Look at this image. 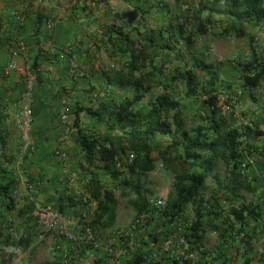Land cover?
<instances>
[{
    "label": "trees",
    "instance_id": "obj_1",
    "mask_svg": "<svg viewBox=\"0 0 264 264\" xmlns=\"http://www.w3.org/2000/svg\"><path fill=\"white\" fill-rule=\"evenodd\" d=\"M148 1L154 6L152 9L164 7L162 0ZM175 5L178 8L177 14H171V10L167 9L158 17L149 15V18H162V24L158 26L148 27L141 24L140 17L135 19L136 25L132 23L130 28V25L121 21L106 26L105 50L112 58L113 66L104 73V78L111 87L129 88L132 95L123 96L116 103L111 101L109 104L99 103L98 106L77 105L74 111L73 125L76 130L71 132L69 137L78 153L82 154L83 162L80 164L82 174H89L84 185L85 191L89 200L96 202L95 208L87 210V216H76V225L80 229L77 238L83 236L86 227L95 234L98 231L112 232L116 224L118 199L113 189L107 188L98 179V176L103 174L113 183V187L120 191V195L132 196L128 202L133 207L134 216L142 212L149 213L146 224L162 219L160 234L163 237L172 233L168 228L170 222L181 220L183 228L182 231H178V235L184 236L189 249L198 250V257L190 260L166 252L168 264H215L214 262L220 260L223 255L213 254L214 249L205 247L206 235L210 231L220 239L229 238L233 244L235 242L241 244L248 237L245 244H249L252 235L247 228L248 222L254 220L256 225L252 227L251 232L257 227L264 243V224L258 220L263 214L261 207L258 202L247 199L240 192L241 188L248 191L256 190L248 179L247 169L250 164H247L245 171L240 164L247 154L250 156L251 147L247 144V137L264 138V129L257 125L249 126L248 123L229 122L235 111L229 107L228 113H224L219 104L218 97L223 92L217 85L219 67L206 61L202 53L196 51L195 37L246 38L251 56L240 64L241 80L243 87H246L247 95L253 98V89L264 81V55L256 54L252 44L254 35L248 28L256 29L264 36V0H194L193 5H188L184 0H175ZM164 16H167V19L163 21ZM36 21L35 34L43 24L50 25L51 22L49 16L40 13L36 15ZM18 41L23 42L27 48L24 40L9 41L3 39L0 33V48L2 45L9 48ZM8 61L7 54L4 68L0 69V83L1 79L8 75L5 70ZM172 61H175V66L170 69ZM25 64L35 75L31 89L32 101L34 86L41 81V77L36 69V58L33 63ZM18 75L22 85L15 101L16 105L0 102V264H10L12 261V254L4 253L7 247L26 250L36 237L43 234L27 227L28 222L33 219L30 214L35 209V198L27 201L25 211L23 208H17L19 204L14 193L21 177L20 171L31 194L35 192V187L45 180L42 174L34 175L27 171L26 162L28 160L29 163L30 153L35 152L37 148L32 135L33 148H27L22 152V140L19 138L18 143H15L6 126L8 113L5 109L8 106V108L13 106L15 110L19 108L16 117L21 109V95L25 83L24 76ZM178 83L183 86L184 98L192 100L204 97L202 102L206 106V112L200 113L198 121L190 127L184 122L180 101L171 93ZM229 86L228 83L226 88ZM154 87H159L162 91L148 99L145 109L137 108V103L151 93ZM228 94L226 93L224 99L227 104L233 99L232 95ZM230 106L233 107L234 103ZM81 112L108 127L111 132L100 133L98 137L87 134L79 125ZM60 135L61 133L57 137V146L49 158L57 157L65 162L70 153L67 155L66 145H58ZM60 152H65L66 155L61 156ZM131 152L134 158L128 163L126 156ZM115 159L123 161L126 169L115 168ZM262 162L264 165V156ZM157 163L171 174L173 183L167 194L165 206L158 214H154V210L147 204L146 197L151 190L139 177L134 179L128 175L129 173L146 175L158 167ZM220 167L224 170L223 175ZM65 168H61L62 172ZM64 181L66 183V178ZM72 196L68 192L59 195L53 204L55 210L60 212L64 209L63 201L73 202ZM187 209L191 216H184ZM2 210L5 212L16 210L17 213L13 218H9V215H2ZM24 214L25 217L22 216ZM18 217L23 232L16 237L13 236L12 229L16 226ZM241 231L244 232V237L235 239V235ZM58 236L60 241L73 246L78 255L72 256L67 251L65 263L60 264H76L82 253L88 250L99 251L81 240H69L63 234ZM152 238L153 241H157L158 235L154 233ZM120 241V251L125 252L126 239L122 237ZM59 245H56L57 250ZM124 252L117 257L116 263L143 264L148 253L147 250L141 249L129 251L128 254ZM227 260L231 263L232 257H223L221 264H226ZM249 261L248 258L244 260ZM158 262L161 264V261Z\"/></svg>",
    "mask_w": 264,
    "mask_h": 264
},
{
    "label": "crops",
    "instance_id": "obj_2",
    "mask_svg": "<svg viewBox=\"0 0 264 264\" xmlns=\"http://www.w3.org/2000/svg\"><path fill=\"white\" fill-rule=\"evenodd\" d=\"M18 8L16 13L22 17L21 21L9 12L5 13L9 26L7 34L12 41L24 40L26 42L27 53L19 57L21 62L33 63L36 58V69L39 71L41 81L35 84L31 101L33 115L31 135L37 145L35 155L39 154L42 165L46 167L47 158L50 157L52 150L57 146V137L64 129V125L59 118L60 113L63 111L70 113L76 109L77 105L98 106L99 103L109 104L108 94L111 92L109 91L111 86L107 84L104 73L111 69L113 60L105 50L106 39L104 34L107 32V24L121 21L130 25V28L132 23V25H136V20L140 17L139 21L141 24L149 27V15L158 16L159 14L149 12L148 0H66V3L61 7L49 9L48 11L31 10L30 7L25 8L22 6ZM8 9L11 12L15 8L8 7ZM38 13L49 16V19H53L55 23L51 26L43 24L39 32L35 34L34 29L37 26L36 15ZM133 15L135 16L134 18ZM166 17H163V21L167 19ZM71 64L74 66V71L72 72H70ZM21 85L20 77L14 71L3 77L0 83V102L15 106ZM117 100L118 98L116 97L113 99L115 103L118 102ZM13 106L10 109H13ZM8 107L5 109L6 112L10 115L14 114L16 117L17 113L14 110L12 113ZM69 116L71 117V114ZM82 116L87 115H83L82 112L79 114L81 119L79 125L81 128H85L86 125L84 124L85 122H82L84 121ZM15 117H13L14 120ZM92 120L94 121V125L90 121L92 126L99 123L93 118ZM17 136H19V133ZM69 147H71L69 153L76 154L73 150L74 144H70ZM73 156L69 155L68 163L73 162L76 158L83 162L82 154L78 153V151L77 156ZM255 161L257 159L252 158L247 173L250 184L256 190L250 191L252 197L247 199L259 203L263 214L258 220L264 224V205H262L264 204V184L261 185L260 182L264 180V165L259 166L263 162L261 161L259 164L258 161V163ZM51 173L53 174V172ZM54 173L57 174L55 171ZM59 175L58 177L60 178ZM44 178L45 180L35 187L34 191L39 199L47 200L53 205L59 195L63 192H68V190L65 191L67 185L65 189L64 186L63 188L62 186H56L53 184L49 174H46ZM88 178V173L84 175V178L82 176V188L73 185L69 189L70 192L76 195L78 202L63 201L62 206H64V209L60 213L64 218L71 216L76 218L81 210L87 209L90 211L95 207L85 191L84 185ZM98 179L107 188L113 185L105 176H98ZM62 180L64 183V179ZM256 180L258 181L256 182ZM54 206L57 207V205ZM255 223L256 221L251 220L253 227L256 225ZM78 227L73 225L68 230L72 229L73 232H76ZM247 228L250 229L249 227ZM253 229L254 231H250L252 236L249 239V244H245L248 237L241 244L236 242L233 244L229 238H226V240L220 239L214 232L210 231L206 235V239H208L210 234H214V238L209 237L213 242L208 244L205 240V247L214 249L213 254H222L226 258L232 257L231 263L227 260L226 264H263L264 243L258 233V228ZM107 232L105 231V233ZM256 241L259 245L252 246L256 244ZM67 251L73 255L77 252L73 246H69ZM108 252L110 253L101 250H88L82 253L79 259L87 256V264H98L97 262L110 263L109 261L113 258L110 256L113 254L112 249H108ZM222 258L214 263L221 264ZM246 258L250 259V261L244 262Z\"/></svg>",
    "mask_w": 264,
    "mask_h": 264
},
{
    "label": "rangeland",
    "instance_id": "obj_3",
    "mask_svg": "<svg viewBox=\"0 0 264 264\" xmlns=\"http://www.w3.org/2000/svg\"><path fill=\"white\" fill-rule=\"evenodd\" d=\"M164 3V7L162 9H155L153 5L149 4V10L152 13H158L159 15L165 10L170 9L171 14H177L178 8L175 5V0H162ZM188 3V5H193L194 0H184ZM64 3H66V0H49V1H42V0H0V24H1V35L3 39L11 40V37L8 36V20L7 17H5V13L9 12L12 16L14 17H19V21L22 20V17L20 14L16 13L18 12V7H30L31 10L38 9L41 11L49 10V9H57L58 7H61ZM8 7H14L15 9H12V11H8ZM184 7V6H182ZM187 10V8H183ZM4 16V17H3ZM156 17V16H155ZM158 17V16H157ZM162 18H149V25H160L162 24ZM173 19V18H172ZM51 25L55 23V21L52 19L51 20ZM164 24V23H163ZM49 25V26H51ZM248 31L251 32L254 35V40L252 42L253 47L256 51L257 55H264V36L262 33L257 31L256 29L248 28ZM194 47L197 52L202 53L204 59L208 62H211L215 64L216 66L219 67V72L220 76L217 81V85L223 91L219 97V104H221V107L223 109L224 113H228L229 107L234 109L233 117L230 119V123L233 124L235 121H238V123H250L252 126L257 125V127H262L264 129V81L260 82L258 86H256L253 91V98L247 95L246 92V87H243L242 80H241V71H240V64L247 61L250 59L251 56V50L249 49L248 43L246 38H236L234 36H229L226 38H220V39H212L207 36H196L195 37V43ZM7 52H8V47L5 45H2L0 48V69L1 67L4 68L6 58H7ZM16 62L18 64L25 65V62H21L20 58H16ZM175 66V61H172L171 64L169 65V68L172 69V67ZM13 72L12 70L7 72L10 73ZM3 73L5 71L3 70ZM6 75V74H5ZM229 83V88H226V85ZM227 90V91H226ZM110 95L108 96V101L111 102L113 99L116 97L118 98L117 101H119L123 96H131V90L129 88L125 89H120V88H115L111 87L110 88ZM162 90L159 87H154L152 89V92L146 95L140 102L137 103L136 107L143 110L145 109L148 99L155 95L156 93L161 92ZM174 97H177V99L180 101V108L182 111L183 119L185 124L190 127L194 125L198 119L200 113H205L206 112V106L202 102V98L204 97H199L196 99L188 100L183 97V86L181 84H177L175 88H173L172 92ZM226 93H229L232 95L233 99L230 100L229 104L224 102L225 95ZM228 94V95H229ZM234 100V101H233ZM231 103H234V106H230ZM19 106H16L18 108ZM10 109V108H9ZM19 109V108H18ZM17 109V110H18ZM13 113V110L15 109H10ZM15 110L14 112H18ZM75 111V110H74ZM74 111H71L68 114H71V117L69 116V121L73 125L74 121ZM73 115V116H72ZM83 115H85L83 113ZM14 114L7 115L6 119V126L9 129L11 133V138H13V141L15 143H18L19 141V136H17L18 129L15 127V120H14ZM83 117V116H82ZM236 117V118H235ZM16 118V117H15ZM84 124L86 125L85 128H82L84 132L87 134H92L98 137L100 133H110L111 129L108 127L96 123V127L92 126L94 121L92 120L91 117L88 118L87 116H84ZM79 117V121H80ZM92 121V124L91 122ZM112 123V120L110 121ZM94 125V124H93ZM72 135V134H71ZM71 137V136H70ZM69 137V142L66 143V153L67 155L69 154V149L71 147L70 144L72 143V139ZM164 142H162L163 144ZM69 144V145H68ZM247 144L251 147L250 149V157L257 159L259 164L261 163L263 156H264V138H253L252 136L247 137ZM12 147V145L10 146ZM13 149V148H12ZM73 150L76 152V154H71L70 156H77V149L74 146ZM35 152L30 153L31 157L29 158V163L28 160L26 162L27 166V171L32 172L34 175L42 174L45 176L46 174L51 175L52 182L56 186H66V183L62 179H65L64 173L62 172L63 167H66V170H69L70 172L73 171L78 175V180H76L73 184L75 187L82 188L83 183L81 182V178L84 174H82V169L80 168V162L78 158L74 160L73 162H69L66 160L61 161L57 157L54 158H48L47 159V166L44 167L42 166V162L39 159V154ZM38 156V158H37ZM73 156V157H74ZM259 157V159H258ZM255 161V162H257ZM257 162V163H258ZM28 163V164H27ZM69 164H71L69 166ZM73 164V165H72ZM158 164V163H157ZM263 163H261L259 166H262ZM64 169V170H65ZM57 172V174L54 173ZM221 174H224V170L222 167H220ZM53 172V174L51 173ZM124 172V171H123ZM21 177L18 180V185L16 186L17 191L19 194L17 195L18 199L20 200V205L23 206H18L17 208H23L24 210L26 208V204L28 199V195L31 197L35 198V201L38 204L43 205L44 207L46 205H49L52 209L55 210L53 205L50 204V202H47V200H42L39 199L34 192L31 194L28 190L30 188H27V182L24 180L22 175V172L20 171ZM60 174V175H59ZM60 176V178L58 177ZM82 175V176H81ZM99 176H105L103 174H100ZM128 176H131L134 179H137L139 177L140 181L144 183L148 189L151 190L147 195H155L158 193L160 190H163L165 193H169V191L172 189V176L169 172H167L162 165L158 164V167L155 170H152L148 172L146 175H137V174H130ZM106 179H108L107 176H105ZM62 178V179H61ZM258 180H256L257 182ZM261 185L264 184V180H261ZM65 184V185H64ZM71 186V187H72ZM69 186L67 185L65 191L71 189L68 188ZM261 187V186H260ZM111 189H113L117 199H118V206H117V211H118V217L116 220L115 227L116 229H123V230H128L130 229L131 236L134 240V243H132V249L126 248L125 253H129V251H136L138 249L148 251L149 249V243L152 241V234H157L158 235V242L160 243L163 240V235L160 234L161 232V221L162 219L156 221V222H149L145 224L143 227L131 229L130 221L134 217V210L131 204L128 202V199L132 196H122L120 195V191L112 186H110ZM27 191L29 192L27 194ZM240 192L244 194L247 198H251V193L245 188H241ZM30 201V200H29ZM45 201V202H44ZM264 205V204H262ZM264 209V208H263ZM3 214L2 215H9V218H13L16 216L17 211L14 210L12 212L2 210ZM26 211V210H25ZM186 217L191 216L189 209L186 210L184 213ZM31 217L33 219L28 222V226L30 229H34V231H37L40 234L38 237L35 238V240L31 243L28 249L23 250L21 248L13 249L12 247H7L4 250V253L8 255L9 253L12 254V261L10 264H60V263H65V253H67V244L63 243V241H60V237L56 233L57 231L55 230H49L46 228V225H44L42 222H40L38 216L35 214V211H33L31 214ZM23 217L26 216V214L22 215ZM22 218V217H21ZM17 223L16 226L12 229L13 231V236H19L23 232V227L22 224H20V217L16 218ZM248 231L250 232L252 230L253 225L251 224V221H249ZM67 229L73 225L67 224ZM154 228L155 230H152ZM137 229V230H136ZM43 231V232H42ZM69 231L73 234L80 235V233H77L80 231L79 228H77L76 232H73L72 229ZM251 233V232H250ZM97 240L101 243V248L99 250L105 251L106 253L108 252V249H116L117 251H120L119 244H121L120 237L115 233L113 234L111 231L105 233L104 232H96L95 233ZM214 238V234H210L209 237ZM206 239V242L208 244L212 243V239ZM60 241V242H58ZM117 242V243H116ZM59 243L63 245H59ZM262 244V241H261ZM56 245H59V249H56ZM251 245V244H250ZM259 245V243L256 241V244H253L252 246ZM63 247V248H62ZM241 247V246H240ZM209 249V248H208ZM256 249V248H255ZM257 250V249H256ZM253 251V250H252ZM63 252V253H62ZM123 252H120L123 253ZM254 252V251H253ZM72 256H77V252ZM110 255V254H109ZM63 256V257H62ZM111 256V255H110ZM112 260L108 262H97L98 264H117L116 256H112ZM261 257V256H260ZM76 259V257H75ZM78 263L76 264H87L88 258L87 256L81 257V259H78ZM160 261L161 264H168L167 257L165 253L161 252L160 254ZM69 262V261H68Z\"/></svg>",
    "mask_w": 264,
    "mask_h": 264
},
{
    "label": "built area",
    "instance_id": "obj_4",
    "mask_svg": "<svg viewBox=\"0 0 264 264\" xmlns=\"http://www.w3.org/2000/svg\"><path fill=\"white\" fill-rule=\"evenodd\" d=\"M52 23L50 22V25ZM26 45L23 42H17L14 46H10L8 48V56L9 61L7 62L5 66L6 72L14 71L22 76H24V90L21 95V109L18 113V116L15 119V124L19 132V138L22 140L23 145L21 146V151L24 152L27 148L32 149V142H31V126L33 121V115H32V109H31V89L33 87V83L35 80V75L29 70L28 65H20L16 62V58H19L21 55L26 54ZM74 71V66L71 64L70 72ZM60 121L64 125V129L61 132V135L58 138V145L65 146L67 141L69 140V136L71 132H74L76 130V127L72 125L69 121V114L67 111H63L59 115ZM239 124V123H238ZM249 126H251L250 123H248ZM61 156H65V152H60ZM134 158V154L131 152L126 156V160L128 163H130ZM252 159L247 154L245 156V159L240 164V167L242 170L245 171L247 164H251ZM159 165H161L159 163ZM114 167L119 170H125V166L123 165V161L119 159L114 160ZM65 175H66V185H68L70 188L72 184L78 180V175L73 172L65 169ZM15 196L19 194V192L14 190ZM68 194L73 195L72 200L73 203L78 202V198L76 195L70 190H68ZM147 204L151 207V209L154 210V214H158V211L162 210V208L165 206L167 193H165L163 190H160L155 195H147ZM33 197L30 195L28 196L29 200H32ZM18 204L20 205V200L18 199ZM94 205H96L95 201H92ZM35 204V214L38 216L40 222H42L44 225H46V228L49 230H55L58 235L63 234L66 236L69 240H81L84 243H88L93 245L95 249L101 248V243L96 239V235L91 231L89 227H86L84 230V234L81 238H77L75 234L71 233L67 229V224L76 225L77 224V218L71 216L64 218L63 215L57 211L52 209L49 205H46L45 207L41 204H38L36 201H34ZM95 208V207H94ZM88 211L87 209H83L80 211L79 215L81 216H87ZM149 220V213H139L138 215L134 216L131 221V229L143 227L146 222ZM179 220V219H178ZM183 224L181 223V220L179 221H172L169 223L168 228L172 230V233L170 235H166L163 237V240L159 243L158 241H152L149 243V250L147 253L146 261L143 262V264H159L158 261H160V254L161 252L166 253H174L178 257L187 258L190 260H194L198 257V250L196 248H188L186 246V241L184 236L178 235V231H182ZM137 230V229H136ZM113 234H117L118 237L123 239H126V245L128 248L132 249V243H134V240L130 238L131 234L130 229L123 230V229H116L114 226ZM241 237H244V232L241 231L237 235H235V239H239ZM113 255L118 257L120 255V251H114ZM121 264V263H117Z\"/></svg>",
    "mask_w": 264,
    "mask_h": 264
},
{
    "label": "clouds",
    "instance_id": "obj_5",
    "mask_svg": "<svg viewBox=\"0 0 264 264\" xmlns=\"http://www.w3.org/2000/svg\"><path fill=\"white\" fill-rule=\"evenodd\" d=\"M159 164V163H158ZM114 251L112 250V253H113ZM121 252V251H120Z\"/></svg>",
    "mask_w": 264,
    "mask_h": 264
}]
</instances>
